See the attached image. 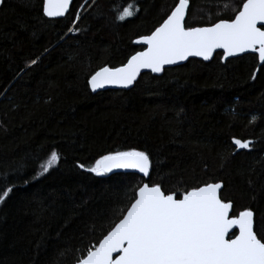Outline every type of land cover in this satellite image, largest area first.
<instances>
[{
	"label": "trees",
	"instance_id": "16d2710c",
	"mask_svg": "<svg viewBox=\"0 0 264 264\" xmlns=\"http://www.w3.org/2000/svg\"><path fill=\"white\" fill-rule=\"evenodd\" d=\"M246 0H189L186 26L231 21ZM74 0L49 20L43 0L0 7V264H77L121 218L144 183L181 195L222 183L233 211L254 213L264 236V65L256 55L190 60L144 74L129 91L92 94L90 77L123 66L178 0ZM36 63L33 64L32 61ZM255 76V79H253ZM233 139L251 141L238 149ZM59 165L38 176L51 151ZM150 156L147 179L87 172L115 151Z\"/></svg>",
	"mask_w": 264,
	"mask_h": 264
},
{
	"label": "snow or ice",
	"instance_id": "6c2138e0",
	"mask_svg": "<svg viewBox=\"0 0 264 264\" xmlns=\"http://www.w3.org/2000/svg\"><path fill=\"white\" fill-rule=\"evenodd\" d=\"M72 0H44V15L61 17ZM189 0H178L170 15L151 34L135 43L146 46L115 69L104 67L89 84L91 90L116 85L127 88L142 69L160 73L189 57L213 59L217 49L227 60L242 53H257L264 65V0H246L234 19L221 20L207 27L186 26ZM133 0L117 16L125 20L138 11ZM259 25V27H258ZM36 63L35 60L32 61ZM255 79V76H253ZM238 149H248L251 141L233 139ZM60 154L53 149L39 165L38 176L57 167ZM87 172L103 176L113 170H133L149 177L152 162L144 151H115L95 161ZM222 183L193 187L181 195L166 193L158 184L144 183L126 196L121 218L77 264H264V236L254 230V213L242 210L222 198ZM13 192L0 190V204ZM238 229V234L233 231ZM231 233V235H229Z\"/></svg>",
	"mask_w": 264,
	"mask_h": 264
},
{
	"label": "water",
	"instance_id": "95a60500",
	"mask_svg": "<svg viewBox=\"0 0 264 264\" xmlns=\"http://www.w3.org/2000/svg\"><path fill=\"white\" fill-rule=\"evenodd\" d=\"M73 2H74V0H72V3L69 5V9H68V11L65 13V15L64 16H61V17H47V16H45L44 15V11H43V7H44V0H43V5H42V11H43V15H44V17L46 18V19H49V20H59V19H63V18H65L66 17V15L70 12V10H71V7H72V5H73ZM246 2V1H245ZM1 5H2V0H0V7H1ZM174 10V9H173ZM187 14H188V11H187ZM187 14H186V18H187ZM230 22V21H229ZM258 27H259V25H258ZM138 39H140V38H138ZM138 39H136V40H138ZM135 40V41H136ZM135 41H134V44L136 45V46H139V47H142L143 49L142 50H146V46H144V45H140V44H137V43H135ZM222 51L223 50H221V49H217V51H216V53L214 54V56L216 55V54H221L222 53ZM136 54V53H135ZM134 54V55H135ZM245 55H256L257 56V59H258V54L257 53H251V52H249V53H242V54H240V55H238V56H235V57H229L227 60H225L223 57H222V62L223 63H225L226 61H228V60H230V59H236V58H239V57H242V56H245ZM214 56H213V58H214ZM130 59V58H129ZM128 59V60H129ZM190 60H199V61H202V62H204V63H209V62H211L212 60H209V61H204L202 58H200V57H189L188 58V60H185V61H180V62H178L177 64H174V65H166L165 66V68H164V70H166V69H171V68H175V67H180V66H183V65H185L187 62H189ZM127 63V62H126ZM125 63V64H126ZM124 64V65H125ZM123 65V66H124ZM258 65L259 66H262L261 64H260V62H259V59H258ZM122 67V66H121ZM109 68V67H108ZM101 70V69H100ZM164 70L162 71V72H160V73H153V72H151L149 69H142L141 70V73H140V75L137 77V79L133 82V84L132 85H130L129 87H127V88H123V87H119V86H116V85H106L104 88H100V89H97L95 92H93L92 90H91V86H90V84H89V81H88V86H89V88H90V91H91V93L92 94H97V93H99V92H104V91H129V90H131L133 87H134V85L136 84V82L139 80V78L142 76V75H144V74H152L153 76H155V77H160L162 74H163V72H164ZM99 71V70H98ZM97 71V72H98ZM94 75V74H93ZM92 75V76H93ZM91 76V77H92ZM91 77H90V79H91ZM89 79V80H90ZM106 174H109V175H111V174H135V175H138L139 177H141V178H144V179H147L148 177H143V175L141 174V173H138V172H135V171H133V170H113L112 172H110V173H106ZM222 191V190H221ZM233 231L234 232H236L237 234H238V229H233ZM231 234V233H230ZM229 234V235H230ZM98 247V246H97Z\"/></svg>",
	"mask_w": 264,
	"mask_h": 264
},
{
	"label": "flooded vegetation",
	"instance_id": "af4514ba",
	"mask_svg": "<svg viewBox=\"0 0 264 264\" xmlns=\"http://www.w3.org/2000/svg\"><path fill=\"white\" fill-rule=\"evenodd\" d=\"M231 235V234H230Z\"/></svg>",
	"mask_w": 264,
	"mask_h": 264
}]
</instances>
